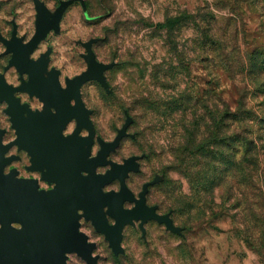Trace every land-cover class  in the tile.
Here are the masks:
<instances>
[{
    "label": "rangeland",
    "instance_id": "374dc122",
    "mask_svg": "<svg viewBox=\"0 0 264 264\" xmlns=\"http://www.w3.org/2000/svg\"><path fill=\"white\" fill-rule=\"evenodd\" d=\"M41 1L54 15L67 0ZM36 16L34 0H0V35L12 40L16 29L28 42ZM90 41L99 62L115 63L105 72L109 92L96 80L81 87L96 136L113 141L127 115L132 117L131 136L110 160L139 156L140 170L129 175L128 186L138 195L145 183L161 178L149 188L147 203L170 214L181 229L173 233L152 220L144 235L139 222L127 225L124 253L115 255L105 235L82 219L81 230L96 244L97 264H264V73L253 70L264 56V0L78 1L66 11L60 32L51 31L31 58L50 50L48 72L58 70L65 85L87 70L84 44ZM11 59L0 39L1 72ZM6 77L19 84L15 68ZM20 97L41 108L37 99ZM7 108L0 101L6 143L17 139ZM226 112L237 114L222 127L221 138L227 136L230 145H210L214 119L223 122ZM75 128L73 122L66 134ZM202 144L226 161L212 160L210 178L200 175L208 170L205 158L177 162L178 151L196 153ZM99 150L96 141L93 155ZM12 154L23 159L15 166L24 178L40 180V173L26 170L31 163L25 150L15 146ZM119 189L117 180L105 191ZM67 264L88 263L71 253Z\"/></svg>",
    "mask_w": 264,
    "mask_h": 264
},
{
    "label": "water",
    "instance_id": "95a60500",
    "mask_svg": "<svg viewBox=\"0 0 264 264\" xmlns=\"http://www.w3.org/2000/svg\"><path fill=\"white\" fill-rule=\"evenodd\" d=\"M78 1L84 3V0L63 1L54 15H50L44 2L34 0L37 10L34 36L24 43V39L17 36L16 29L12 40L0 35L7 52L12 53L6 70L15 67L21 74L30 75L27 86L13 88L0 74V100L5 99L9 105L6 113L17 135L15 141L4 145L5 130L0 128V264H67L71 253H76L88 264H97L98 257L93 254L96 244L89 242L88 235L81 231L82 218L91 221L96 231L105 235L115 255L124 253V228L136 222H139L144 235L146 223L152 220L164 224L170 232L181 234L170 214H160L157 206L147 203L149 188L161 178L145 183L136 197L127 184V178L131 173L139 172L141 158L132 156L123 163L109 159L122 141L131 136L128 129L133 122L132 117L127 115L124 126L113 141L96 136L90 117L92 111L82 98L81 87L88 81L96 80L109 92L105 72L112 69L115 63L99 62L92 49L93 41L84 44L88 52L85 56L87 70L66 79V90L73 88L75 93L62 101L57 93L63 88L60 72L53 68L49 73L53 78L52 84H44L43 80L48 71L50 50L38 60L31 59L32 53L51 31L60 32L66 11ZM12 44L21 51L22 59ZM25 60L37 70L36 76L30 69L18 65V61ZM17 90L30 91L39 97L44 103V110L33 111L28 104L22 105L14 96ZM44 92L51 94V101L44 98ZM73 101L76 110L60 118L63 107L66 104L72 106ZM53 108L59 116L53 113ZM74 119L75 130L65 135L64 131ZM84 130L88 131V136L81 135ZM96 141L100 150L93 155ZM14 146L28 153L31 165L27 169L40 173V180L19 178L15 168L8 174L4 172L5 167L16 159L15 156L6 157ZM103 167L109 169L98 173V169ZM116 180L120 183L119 191H105L106 186ZM40 181L54 187L42 189ZM126 203L133 204V207L126 208ZM110 218L114 220L113 224Z\"/></svg>",
    "mask_w": 264,
    "mask_h": 264
},
{
    "label": "flooded vegetation",
    "instance_id": "af4514ba",
    "mask_svg": "<svg viewBox=\"0 0 264 264\" xmlns=\"http://www.w3.org/2000/svg\"><path fill=\"white\" fill-rule=\"evenodd\" d=\"M27 43V42H26ZM15 45V44H14ZM13 44H12V47L14 48V49H18L17 48V46L15 47ZM20 51V50H19ZM20 54V59H22L21 57H22V55H21V53H19ZM32 59V58H31ZM32 60H34V59H32ZM18 63H19V66H22L23 68H25V69H30L32 72H33V75L36 73V69L35 68H33V67H31V62H28V61H23V62H19L18 61ZM12 68H15V67H12ZM12 68H10V69H8L7 71H3V72H1L0 71V74H2L4 77H5V79H6V82L9 84V85H11V86H13V88H22V87H25V86H27V84L30 82V75L28 74V73H24V74H21L16 68V70H17V72L19 73V84L18 85H13V84H10L9 82H8V80H7V77H6V73L9 71V70H11ZM50 72H52V69H51V71H47V73L46 74H44V84H46V83H49V81H52V77L49 75V73ZM61 76L59 75V78H60ZM60 82H61V84H62V87H63V89H66L67 88V85L65 84H63L62 83V81H61V78H60ZM26 89H27V87H26ZM18 91H20V92H18ZM46 93V92H45ZM20 94H23V95H26V96H28L29 97V99L30 100H34V99H37L38 101H39V103L41 104V108H34V107H32L31 105H30V103H27V102H23V100H22V98L20 97ZM33 94H37V92L36 91H33ZM14 96L16 97V98H18L19 100H20V103L23 105V104H28V106H29V108H31L33 111H43L44 110V103L40 100V98L39 97H37L36 95H32L31 93H30V91L29 92H26V91H23V90H17L15 93H14ZM43 96H44V93H43ZM1 102H6V100L4 99L3 101L2 100H0ZM64 101V100H63ZM7 103V102H6ZM8 104V103H7ZM66 104V103H65ZM74 101L71 103V105L72 106H74ZM9 106V105H8ZM8 109V108H7ZM6 109V110H7ZM52 111H53V113L54 114H57V112H56V110L53 108L52 109ZM7 114V113H6ZM10 117V116H9ZM73 122H76V120L74 119L70 124H72ZM69 124V125H70ZM69 125H68V127H69ZM68 127H67V129H68ZM1 128V127H0ZM2 129V128H1ZM66 129V130H67ZM4 130V129H3ZM65 130V131H66ZM64 131V134L65 135H68V134H66V132ZM5 135H6V131H5V133H4V136H3V143H4V145H7V144H9V143H11V142H8V143H6L5 142ZM13 148H15V146L13 147ZM13 148H11V150L6 154V157H12V156H15L16 157V159L11 163V164H9L8 166H6L5 167V170H4V172L6 173V174H8V173H10L11 172V170L13 169V168H15V169H17L18 170V172H19V174H18V177L19 178H24V176L21 174V170L17 167V166H15V164L16 163H18V165H20V164H22V161H23V159L19 156V155H14V154H12V155H10V152L12 151V149ZM22 153H24V152H22ZM97 155V154H96ZM109 159H110V157H109ZM31 164H29V165H27V166H25V168H26V170L27 171H29L27 168L30 166ZM29 172H31V171H29ZM31 173H37V172H31ZM36 179V178H35ZM117 181V180H116ZM115 182V181H114ZM46 184V190H48V189H51V188H53L54 187V185H49V184H47L46 182H42V181H40V188H42L41 187V184ZM128 184V183H127ZM130 188V187H129ZM42 189H44V188H42ZM136 195V194H135ZM139 195V194H138ZM138 195H136V197H138ZM127 204H129V203H126V205ZM126 205H125V207H126ZM133 207V204H132V206L131 207H129V208H132ZM126 208H128V207H126ZM80 213H82V212H80ZM82 219H84V218H82ZM85 220V219H84ZM86 222H89V221H86ZM92 223V222H91ZM110 223L111 224H113L114 223V220L113 219H111L110 218ZM81 224H82V221H81ZM82 228V227H81ZM96 230V229H95ZM82 231V230H81ZM83 232V231H82ZM85 233V232H84ZM86 234V233H85ZM89 237V236H88ZM89 242H91L90 241V239H89ZM91 243H93V242H91Z\"/></svg>",
    "mask_w": 264,
    "mask_h": 264
},
{
    "label": "trees",
    "instance_id": "16d2710c",
    "mask_svg": "<svg viewBox=\"0 0 264 264\" xmlns=\"http://www.w3.org/2000/svg\"><path fill=\"white\" fill-rule=\"evenodd\" d=\"M256 60V59H254ZM259 59H257V62L255 63V65H253V70L254 71H260L261 74L264 73V56H263V59L259 62L258 61ZM261 64V65H260ZM237 115V114H236ZM235 114L233 113H229V112H226L224 115H222V119H223V122L219 123L218 121V118L214 119V133L215 135L213 134V137L211 139V141L209 142L210 145H212V143L214 145H216L217 147H221L222 148V142L223 143H227V146L230 145V142H229V139L227 138V136H224L223 138H221V133H222V127L224 126L225 122L224 120L227 119V118H231V117H235L236 116ZM224 139V140H223ZM226 146V147H227ZM210 148H206L204 144L200 145L194 152L196 153H192V151H190V149L188 148H183L182 150L178 151V160L177 162H179L181 165L185 163V157H201V158H205L206 160H209V162L205 161V166L206 168H208V170L206 172H201L200 175H205V177L207 178H210V173L213 171L212 168H211V162L213 159L217 158L218 161H220L221 163H225L226 161L223 160L222 157H216L215 155L211 154L209 152ZM219 154H221L219 152ZM233 166H235V163L232 162V161H229Z\"/></svg>",
    "mask_w": 264,
    "mask_h": 264
},
{
    "label": "bare ground",
    "instance_id": "6f19581e",
    "mask_svg": "<svg viewBox=\"0 0 264 264\" xmlns=\"http://www.w3.org/2000/svg\"><path fill=\"white\" fill-rule=\"evenodd\" d=\"M17 50V49H16ZM18 51V57H20V54L19 53H21V51H19V50H17ZM18 65H19V63H18ZM34 76H36V73H35V75ZM52 82L53 81H49V83H46V84H52ZM68 88V87H67ZM66 88V89H67ZM66 89H61V90H59V92H57L58 93V95H60L61 96V98L63 99V100H65V98L67 99V97H73V95H74V90H73V88L71 89H69V90H66ZM44 98L46 99V100H48V101H51V99H52V97H51V94H49L48 92H44ZM62 100V101H63ZM76 110V108L74 107V106H69L68 104H66L64 107H63V110H61L60 112H61V116H60V118L62 117V116H64L67 112H74ZM58 112V111H57ZM55 115H57V116H59L58 115V113L57 114H55Z\"/></svg>",
    "mask_w": 264,
    "mask_h": 264
}]
</instances>
